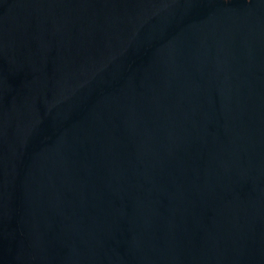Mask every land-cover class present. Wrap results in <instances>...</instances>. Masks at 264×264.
Wrapping results in <instances>:
<instances>
[{
	"label": "water",
	"instance_id": "obj_1",
	"mask_svg": "<svg viewBox=\"0 0 264 264\" xmlns=\"http://www.w3.org/2000/svg\"><path fill=\"white\" fill-rule=\"evenodd\" d=\"M0 264H264V0H0Z\"/></svg>",
	"mask_w": 264,
	"mask_h": 264
}]
</instances>
